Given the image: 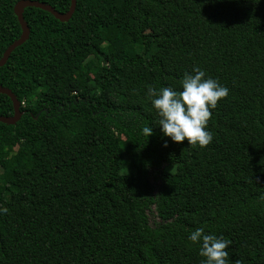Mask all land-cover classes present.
I'll return each instance as SVG.
<instances>
[{"label":"trees","instance_id":"1","mask_svg":"<svg viewBox=\"0 0 264 264\" xmlns=\"http://www.w3.org/2000/svg\"><path fill=\"white\" fill-rule=\"evenodd\" d=\"M20 1L0 0V59ZM24 19L0 68L24 113L0 123V264H200L198 227L229 241V264H264V0H78L68 22ZM194 66L229 89L205 147L163 136L147 95Z\"/></svg>","mask_w":264,"mask_h":264},{"label":"clouds","instance_id":"2","mask_svg":"<svg viewBox=\"0 0 264 264\" xmlns=\"http://www.w3.org/2000/svg\"><path fill=\"white\" fill-rule=\"evenodd\" d=\"M181 90L161 87L158 91L148 87L147 95L159 116L158 125L163 136L173 142L187 140L188 145L205 147L212 142L213 134L207 128L211 118V109L218 101L229 94L228 87L217 79L206 76L202 68L194 66L191 73L186 72L180 81ZM142 133L147 137L152 128L145 126ZM7 207L0 206V213H6ZM188 241L197 245L200 264H229V241L212 232L198 227L187 236ZM239 264V262H237Z\"/></svg>","mask_w":264,"mask_h":264},{"label":"water","instance_id":"3","mask_svg":"<svg viewBox=\"0 0 264 264\" xmlns=\"http://www.w3.org/2000/svg\"><path fill=\"white\" fill-rule=\"evenodd\" d=\"M77 2L78 0H72L71 8L66 14H62L57 10H55L53 7L42 2L33 1V0H22L18 2L15 6L14 11L22 28V35L16 42H14L11 46H9L8 49L5 51L3 57L0 59V68L6 65V63L8 62L9 58L14 53V51H16L19 47L23 46L30 38V33H31L30 28L24 19V12L27 8H37L49 12L57 20L61 22H68L71 20V18L73 17L76 11ZM0 94L7 95L11 99L14 108V115L0 116V123L6 125L17 124L24 115V113L21 110V105L17 97L13 94L11 90L3 86H0Z\"/></svg>","mask_w":264,"mask_h":264},{"label":"rangeland","instance_id":"4","mask_svg":"<svg viewBox=\"0 0 264 264\" xmlns=\"http://www.w3.org/2000/svg\"><path fill=\"white\" fill-rule=\"evenodd\" d=\"M102 45H104L105 47L107 46V44H103V43ZM115 49L120 51L123 49V45L121 43H117L115 44ZM165 170L174 171L173 168H169V167H165ZM149 217H150V223L152 226H156L157 224L160 223V219L156 216V212L154 210L149 213Z\"/></svg>","mask_w":264,"mask_h":264}]
</instances>
